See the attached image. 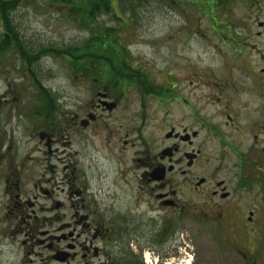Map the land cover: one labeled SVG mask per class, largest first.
Listing matches in <instances>:
<instances>
[{
  "label": "flooded vegetation",
  "instance_id": "flooded-vegetation-1",
  "mask_svg": "<svg viewBox=\"0 0 264 264\" xmlns=\"http://www.w3.org/2000/svg\"><path fill=\"white\" fill-rule=\"evenodd\" d=\"M219 1L180 0L182 14L212 20ZM81 61L100 63L84 70L102 77L85 109L40 97L29 116L10 91L0 96V124L9 129L0 130V264H175L172 242L178 251L188 223L199 230L205 220L243 264H258L249 257L264 247V108L253 116L236 104L245 83L196 72L192 87L206 90L177 92L175 84L157 89L127 56ZM255 78L261 99L264 68ZM119 119L126 129L112 125ZM148 119L156 123L146 135ZM100 134L99 147L89 144ZM19 136L45 153L21 155ZM100 158L115 164L116 182ZM134 172H142L136 180Z\"/></svg>",
  "mask_w": 264,
  "mask_h": 264
},
{
  "label": "rangeland",
  "instance_id": "rangeland-1",
  "mask_svg": "<svg viewBox=\"0 0 264 264\" xmlns=\"http://www.w3.org/2000/svg\"><path fill=\"white\" fill-rule=\"evenodd\" d=\"M219 4L218 15L211 20L201 14L195 18L192 16L195 14L189 10L188 15H183L180 0H114L109 6V13L101 11L97 22L102 30L113 31L114 38L119 43H100L102 51L99 53L103 55L100 59L119 58L108 56L106 46H121L127 57L134 59L148 71V80L157 89H172L171 85L175 84L177 92L185 89L189 92L196 88L204 91L206 88H200L198 83L194 88L191 85L192 75L196 72L206 75L213 71L216 74L210 75H213V83L216 79L233 82L240 80L245 83V93L237 98L236 104L246 106L254 116L256 110L264 108V97L257 99L255 92V76L264 68V0H220ZM7 15L8 21L20 35V47L23 49L0 53V96L10 91L12 101L19 99L18 104H12L26 106L29 116L36 111L40 93L29 80L28 65L21 62L27 57L25 47L33 51L34 58L30 60L36 63L34 65L37 68L32 69L37 73L42 87L63 108L67 111L85 109L91 102L97 101L95 84L102 80L101 72L93 70L82 73L76 61L88 58V54L97 55L100 47L90 46L91 51L82 52L85 57H78L80 53H75L73 49L83 47L91 35L90 31L81 26L79 18L72 16L70 7L54 0H22ZM4 30L6 31L5 19L0 10V34ZM55 51L61 54H55ZM68 51H74L71 54L73 57L64 56ZM225 64H229L230 70L224 69ZM95 66L98 64L91 65L90 68ZM25 67L28 68L26 75L23 71ZM208 81V78H204V82ZM263 93L264 89H261V94ZM126 103L127 101L122 105ZM154 105L157 107V103ZM153 111L154 106L149 109L151 114ZM16 122L13 120L12 125ZM119 122L121 124L112 125L115 128L123 125L126 129V120L119 119ZM147 122L146 135L151 133L156 123L150 119ZM33 124L29 120L25 125L29 133ZM0 130L9 131L8 128L1 127V124ZM158 137L159 134L156 139ZM18 139L21 155L26 152L45 153V149L37 141H25L22 136ZM101 139L102 134L99 137L91 135L89 144L99 147ZM76 144L79 147L81 143ZM100 163L107 168L109 178L116 182L115 164L106 165L103 160ZM141 173H133L135 180ZM140 185L144 186L141 181ZM133 186L136 184L133 183ZM107 188L113 194H121L122 188L110 180ZM155 222L158 225L161 223L159 220ZM252 243L259 246L257 240H252ZM238 245L241 246L242 253L247 251L244 244ZM174 246L172 242L171 250H175V255L171 256V261L175 264H243L244 261L240 253H234V249L224 242L211 221L205 220L199 230L188 223L186 234L181 243L178 242L179 250ZM249 259H256L258 264H264V247H259L256 257Z\"/></svg>",
  "mask_w": 264,
  "mask_h": 264
},
{
  "label": "trees",
  "instance_id": "trees-1",
  "mask_svg": "<svg viewBox=\"0 0 264 264\" xmlns=\"http://www.w3.org/2000/svg\"><path fill=\"white\" fill-rule=\"evenodd\" d=\"M22 0H16V1H8V2H3L2 0H0V10L3 13V17L5 19V26H6V31L4 30L2 32V34H0V53L1 52H6L9 50H13V51H17L19 49H21V45H22V41L20 39V35L19 33L15 30L14 25L12 26V24L8 21V15L7 13L13 9L17 4H20ZM56 1L58 4L61 5H67L68 7H70V12L73 13V17L74 18H79L80 24L81 26L86 29L87 31H90V35L91 38L87 41L89 43H119V41L117 39L114 38V33H112L113 31H110L109 29L106 30H102L97 22L98 20V16L100 15L99 13L101 11H105L106 13H109V10L111 7H109L111 5V3L114 0H54ZM121 1V0H120ZM130 1V0H127ZM7 8H10L9 11L7 13H5L7 11ZM2 29V28H1ZM116 33V31H115ZM118 45V44H117ZM98 47H100L99 45H96ZM108 47V52L107 55L108 56H113V57H126L128 56L126 52H124V48H121V46L118 47H111V46H106ZM113 48V49H111ZM23 49V48H22ZM21 49V51H22ZM25 54L27 53V57L24 60L29 68V80L30 82H32V84L35 86V88H37V90L39 91V100L40 97L43 98H47L50 101V93L48 91H46L38 78V75L36 72H34V70L32 68L35 69V65L36 63H33L30 58H34L33 55V51L29 50L28 48H25ZM106 49V48H105ZM75 51V53H80V55L78 56L79 58H81L82 56L85 57V55L82 54V52H89L92 50V48L90 47H81V48H76L73 49ZM72 51L71 53H64V56L69 57H73L71 56V54L74 52ZM100 51H102L101 47L100 49L97 50V55L94 56L88 54V58H95L96 60H99L100 57H103V55L101 53H99ZM48 52H52V51H48ZM122 53V54H121ZM55 54L60 55L61 52H56ZM23 56V55H22ZM33 63V64H32ZM35 64V65H34ZM76 64L79 65L81 67V72L83 73V71H85V73H88L89 71L84 70L86 68V66H90V64L96 65L99 63H86L84 61H76ZM37 68V67H36ZM31 77V78H30ZM142 83L147 87V82L146 81H142ZM148 88V87H147ZM44 98V99H45Z\"/></svg>",
  "mask_w": 264,
  "mask_h": 264
},
{
  "label": "bare ground",
  "instance_id": "bare-ground-1",
  "mask_svg": "<svg viewBox=\"0 0 264 264\" xmlns=\"http://www.w3.org/2000/svg\"><path fill=\"white\" fill-rule=\"evenodd\" d=\"M187 264H190V263H187Z\"/></svg>",
  "mask_w": 264,
  "mask_h": 264
}]
</instances>
